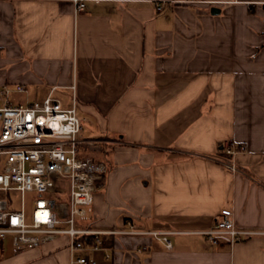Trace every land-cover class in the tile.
I'll list each match as a JSON object with an SVG mask.
<instances>
[{
  "label": "crops",
  "instance_id": "1",
  "mask_svg": "<svg viewBox=\"0 0 264 264\" xmlns=\"http://www.w3.org/2000/svg\"><path fill=\"white\" fill-rule=\"evenodd\" d=\"M0 83L24 84L27 102L56 86L66 106L76 84L82 131L90 120L100 140L90 154L109 165L83 224L175 232L171 249L107 235L112 255L94 252L95 264H264V233L233 244L199 233L225 208L239 229L264 232V0L160 11L88 0L77 13L68 0H0ZM227 139L248 145L236 174L218 160ZM0 264H71L67 237L18 253L6 240Z\"/></svg>",
  "mask_w": 264,
  "mask_h": 264
},
{
  "label": "built area",
  "instance_id": "2",
  "mask_svg": "<svg viewBox=\"0 0 264 264\" xmlns=\"http://www.w3.org/2000/svg\"><path fill=\"white\" fill-rule=\"evenodd\" d=\"M68 1L77 13L86 8L88 0ZM154 1L159 11L166 3L204 2ZM69 88L73 95L68 106L55 95L56 86L41 101L21 103L13 95L26 93L24 84L0 83V245L9 239L18 253L65 236L71 264H95L93 253L97 251L110 258L107 235L150 234L171 249L169 235L173 231L137 230L130 221L128 229L101 230L83 224L92 213L96 193L107 185L109 165L105 159L91 156L100 140L82 134L76 84ZM247 152L245 142L227 139L218 160L236 174L237 157ZM27 194L32 203L30 211ZM199 233L213 244L221 236L233 244L264 232L239 229L234 209L225 208L208 230Z\"/></svg>",
  "mask_w": 264,
  "mask_h": 264
},
{
  "label": "rangeland",
  "instance_id": "3",
  "mask_svg": "<svg viewBox=\"0 0 264 264\" xmlns=\"http://www.w3.org/2000/svg\"><path fill=\"white\" fill-rule=\"evenodd\" d=\"M13 98L16 102H21V103H27L28 101V93H23V94H14L13 95ZM81 115V114H79ZM84 129L82 131V134L87 136V137H90V136H97L98 132L96 130V127H95V124L90 122V120H84ZM97 154H95L94 152L92 153V156H96ZM28 197H30L29 194H27V208H28V211L31 210L32 208V203H30V200L28 199ZM9 240V239H8Z\"/></svg>",
  "mask_w": 264,
  "mask_h": 264
},
{
  "label": "water",
  "instance_id": "4",
  "mask_svg": "<svg viewBox=\"0 0 264 264\" xmlns=\"http://www.w3.org/2000/svg\"><path fill=\"white\" fill-rule=\"evenodd\" d=\"M212 12H213L214 14H219V13L221 12V9L218 8V7H214V8L212 9Z\"/></svg>",
  "mask_w": 264,
  "mask_h": 264
},
{
  "label": "trees",
  "instance_id": "5",
  "mask_svg": "<svg viewBox=\"0 0 264 264\" xmlns=\"http://www.w3.org/2000/svg\"><path fill=\"white\" fill-rule=\"evenodd\" d=\"M92 156V155H91ZM94 157V156H93ZM94 158H96V157H94ZM96 159H100V158H96ZM89 242H90V239H89Z\"/></svg>",
  "mask_w": 264,
  "mask_h": 264
}]
</instances>
